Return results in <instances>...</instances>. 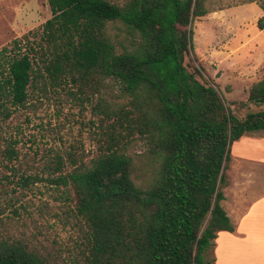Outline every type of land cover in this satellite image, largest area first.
<instances>
[{
	"label": "trees",
	"instance_id": "trees-1",
	"mask_svg": "<svg viewBox=\"0 0 264 264\" xmlns=\"http://www.w3.org/2000/svg\"><path fill=\"white\" fill-rule=\"evenodd\" d=\"M46 1L51 17L39 41L23 53L16 45L0 64L3 119L26 106L29 88L71 84L99 93L114 82L127 98L124 105L100 98L105 145L90 164L47 180L73 193L88 228L86 264H213L207 254L217 233L234 232L222 206L230 147L264 132V79L250 85L239 117L199 81L200 68L183 65L190 25L209 13L206 0ZM258 5L262 31L264 1ZM134 139L142 153L128 152ZM61 166L56 158L54 171ZM30 181L40 180L18 183ZM0 264L49 262L19 242H0Z\"/></svg>",
	"mask_w": 264,
	"mask_h": 264
},
{
	"label": "rangeland",
	"instance_id": "rangeland-1",
	"mask_svg": "<svg viewBox=\"0 0 264 264\" xmlns=\"http://www.w3.org/2000/svg\"><path fill=\"white\" fill-rule=\"evenodd\" d=\"M262 1L206 0L209 13L190 25L192 50L184 56L183 65L187 70L200 68L199 81L211 85L239 117L247 111L242 105L250 85L264 79V29L256 27L263 15L258 5ZM50 17L46 0H0V64L18 53L16 45L23 53L29 44L37 43ZM38 83L40 87L41 82ZM28 92L26 106L11 109L8 119L0 115V242H19L49 264H86L88 228L73 210V193L58 190L47 180L90 164L105 145V102L100 98L120 105L127 98H121L114 82H109L106 90L99 89V93L85 89L80 94L71 84L45 92L29 88ZM252 138L264 139V134ZM238 141L230 152L233 148L237 154L264 157V144L261 150L254 151L248 148V140L242 145ZM10 149L14 157L6 153ZM144 150V145L134 139L128 152ZM56 158L62 161L59 172L54 171ZM224 174L232 183L231 191L247 192L238 200L227 195L225 209L230 204L234 206L236 200L242 212L264 188V164H243L230 158ZM21 176L40 181H30L24 188L18 183ZM254 211L243 226L248 228L254 248L264 249V244L257 245L256 240L264 238V208L256 207ZM215 240L207 254L213 264L243 261L234 257L229 260L228 254L246 245L236 239L217 244ZM251 260L246 262H258Z\"/></svg>",
	"mask_w": 264,
	"mask_h": 264
},
{
	"label": "crops",
	"instance_id": "crops-1",
	"mask_svg": "<svg viewBox=\"0 0 264 264\" xmlns=\"http://www.w3.org/2000/svg\"><path fill=\"white\" fill-rule=\"evenodd\" d=\"M258 134H264V132L244 136L238 141V144L242 145L244 140H248V145H247L248 148L253 149L254 151L261 150V147L264 144V139H260V138L259 139H253L252 138V136H254V135L257 136ZM246 138H248V139H246ZM232 146L234 148V146H236L235 143ZM233 148H231V152H230V155H231L230 158L232 159V161L234 159H237L239 161H242L243 164L244 163L264 164V157L261 158V156L260 157L250 156V155L241 154V153L237 154V153H234ZM244 148H245V145H244ZM243 174H244V172L241 173V175H243ZM231 179L232 178L230 177V180ZM231 188H232V183L230 181V183H228L227 187L223 189V195H224V200L222 201L223 208H224V203L226 202L228 196H233V197H235L236 200H238L239 196H241L243 194V197H244V194H247L246 191H244V192L243 191H231ZM236 200L234 202L232 200L233 205L235 203L234 206H232V204H230L229 209L224 208V210L226 212V215L229 217L231 223L234 225V228L238 227V229L235 228V231L232 233L226 232V231L218 232L215 242L217 244L221 241H226L227 239H230L231 241L236 239L235 242H238V243H241V244L247 246L244 248H236L237 252H235V251L229 252V254H228L229 260L233 257L235 258L234 260H243L242 262H236V263L231 262L230 264H249V262H246V261H249L250 259H252L251 261H258L256 263L253 262L252 264H264V249H261L260 247L254 248L253 243L250 242L251 239L249 237L248 228L243 226L245 220L247 219V217H249V214L252 212H255L254 209L256 207L262 206L264 208V188L262 191H260L259 194L256 195L255 200H252V199L250 200L249 204L246 206V208L242 212H239V210L237 208L238 203L236 204ZM259 213H261V211ZM256 240H257V245L264 244V238L262 239V237H259Z\"/></svg>",
	"mask_w": 264,
	"mask_h": 264
}]
</instances>
